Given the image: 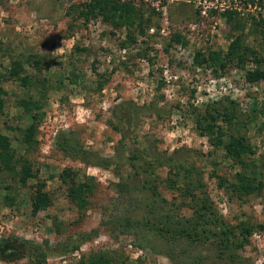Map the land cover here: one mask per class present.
I'll return each mask as SVG.
<instances>
[{
  "label": "rangeland",
  "instance_id": "rangeland-1",
  "mask_svg": "<svg viewBox=\"0 0 264 264\" xmlns=\"http://www.w3.org/2000/svg\"><path fill=\"white\" fill-rule=\"evenodd\" d=\"M93 1L0 0V135L20 162L17 171L31 174L23 184L0 167V264H32L29 246L43 252L39 264H102L100 257L105 264H190L198 257L264 264L260 232L243 249L220 254L212 245L166 244L132 225L142 216L186 220L191 212L162 185L156 194L141 188L134 172L119 192L115 171L131 173L122 162L94 165L125 143L162 162V178H176L183 163L193 166L224 220L264 225V80L247 81L256 66L250 57L225 69L201 61H225L236 41L263 58L264 71V0H224L231 9L207 17L196 0H117L135 10L132 26L118 17L105 23L87 8ZM123 103L133 105L136 138L118 131ZM217 111L215 138L242 137L251 148L242 165L196 128L197 113ZM32 123L26 144L23 131ZM58 137L68 150L57 147ZM67 169L88 187L82 207L69 196L72 183L61 181ZM37 194L48 204L35 210Z\"/></svg>",
  "mask_w": 264,
  "mask_h": 264
},
{
  "label": "trees",
  "instance_id": "trees-1",
  "mask_svg": "<svg viewBox=\"0 0 264 264\" xmlns=\"http://www.w3.org/2000/svg\"><path fill=\"white\" fill-rule=\"evenodd\" d=\"M87 8L90 9L91 13H96L101 16L102 21L105 23L112 22L118 17L120 20L124 21L126 25L132 26L135 17V10L133 8L120 4L117 0H94L87 5ZM120 12L122 15L119 14ZM259 25L264 29L263 23ZM172 41L179 42L180 39L178 36H175L172 38ZM249 57L256 66L254 70L246 72L247 81L258 82L264 80V71H261L260 65L263 63V58H258L255 51L247 46H242L236 41L230 45L228 54L225 56V61L220 60L218 57V59L213 57L206 59L202 58L201 61L205 64L209 60L213 62V64H218L221 69H225L229 62L236 61L237 63H241ZM12 74L15 79H19L16 70H13ZM24 104L26 108L28 104ZM129 105L130 106H127L124 103L119 104L117 107L119 111L117 110L118 115L116 116V122L119 129L118 131L122 134L123 138H136L138 136L132 129L135 112L133 111V105ZM259 114L264 116V102L259 109ZM225 115L227 116V114ZM195 117L196 128L200 134L207 135L213 142L216 141L217 146L224 145L226 154L231 159L237 160L238 163L242 165V159L252 154L250 146L246 144L242 137H231L227 143H223L220 137L215 138L213 126L218 117H220V112L217 111L215 114L210 112H199ZM34 132L35 127L33 123L23 131V141L26 144L32 141ZM56 145L62 151H66L70 148V144L66 140H60L59 137L56 140ZM120 162H122V167L129 168L131 173H128L124 177L119 171H115V175L119 178V182L116 183L119 192H124L123 189H129V181L134 172L135 176L139 178L138 183L141 188L146 187L153 194H156L158 186L162 185L166 189L177 193L178 197L182 199L184 206L190 210L191 215L188 219H179L175 222L164 221L167 220V216H160L158 220L142 216L133 221L130 217L132 225H138L166 244H176L186 241L188 244H193L199 248L212 245L221 251L219 252L220 254L226 251H233V253H235L237 250L243 249L249 243V238L254 233L260 232L264 234V225L262 224L250 225L241 222L233 225L224 220L215 204L206 195V192L202 190L200 179L193 176V166H188L183 163L179 166L177 173H175L176 178L171 177L170 174L166 178H162L157 172V169L161 168L162 162L157 159H149L144 149H139V147L136 146L130 147V145H126L125 143H122L121 150L118 151V154L114 158L97 161L94 165L108 169L115 164L118 165ZM19 163L18 160H14V151H12L10 147L9 139L0 135V167L4 172L12 176H19L24 184L26 178L30 177L31 174L26 167H22L17 171ZM71 173L72 172L68 169L64 170L60 178L64 184L69 183V181L72 183L69 188V196L77 206L82 207L85 205L87 197L85 190L88 189V187L83 183L76 184L75 178ZM47 204L48 199L44 195L37 194L33 199L35 210L43 208ZM10 239L11 238H8L6 241H10ZM22 243L27 245L26 242ZM1 246L3 245L0 244V248ZM28 252L29 256L32 257V264H39L40 261L44 260V254L41 252L39 246H29ZM229 255H232V253ZM96 263L105 264L102 261V257H100ZM190 264H208V261L206 258L198 257L190 262Z\"/></svg>",
  "mask_w": 264,
  "mask_h": 264
},
{
  "label": "built area",
  "instance_id": "built-area-1",
  "mask_svg": "<svg viewBox=\"0 0 264 264\" xmlns=\"http://www.w3.org/2000/svg\"><path fill=\"white\" fill-rule=\"evenodd\" d=\"M144 1L148 2L150 0ZM193 3L196 10L203 17H207L213 12H225L226 10L231 9L230 4H227L224 0H196V2L193 1ZM250 6L251 4H248V7Z\"/></svg>",
  "mask_w": 264,
  "mask_h": 264
}]
</instances>
